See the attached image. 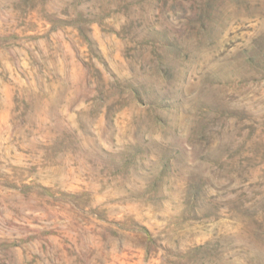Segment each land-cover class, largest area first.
Wrapping results in <instances>:
<instances>
[{
    "label": "rangeland",
    "instance_id": "374dc122",
    "mask_svg": "<svg viewBox=\"0 0 264 264\" xmlns=\"http://www.w3.org/2000/svg\"><path fill=\"white\" fill-rule=\"evenodd\" d=\"M138 2L143 0H121L101 17L112 0H0V230L6 226L19 238L5 242L19 249L9 264H163V245L155 255L153 248L165 218L127 186L125 169L111 153L103 157L84 147L87 137L77 132L83 127L73 114L91 99L86 98L90 78L115 80L131 59L125 29ZM184 3L164 0L173 15L184 13ZM233 35L239 33L229 38ZM245 39L250 47L243 51L251 53L253 64L264 37L249 31ZM224 47L226 52L230 46ZM219 71L210 69L188 90L196 103L181 114L177 130L209 146L219 139L216 152L197 157L196 174L222 181L220 194L235 198L223 200L224 206L251 204L264 197V128L256 121L243 123L247 107L228 110L237 123L217 119L210 134L209 123L197 119L205 107L218 117L226 114L213 91L220 87ZM236 100L233 94L231 101ZM114 104L148 111L134 93ZM131 119L135 122V115Z\"/></svg>",
    "mask_w": 264,
    "mask_h": 264
},
{
    "label": "clouds",
    "instance_id": "9594fccd",
    "mask_svg": "<svg viewBox=\"0 0 264 264\" xmlns=\"http://www.w3.org/2000/svg\"><path fill=\"white\" fill-rule=\"evenodd\" d=\"M120 3L112 0L100 16ZM183 7V14L173 15L164 0H143L134 6L125 29L130 33L125 44L131 59L115 80L105 83L90 78L86 98L91 99L73 112L83 127V132L79 127L77 132L87 137L84 147L93 153L103 157L111 153L125 169L127 186L160 210L165 226L157 233L153 255L163 245V264H264V197L251 204L224 206L223 200L235 198L220 194L222 181L216 177L197 175L195 164L199 155L216 152L222 142L217 139L209 146L198 136H182L177 130L181 114L186 116L196 103L188 90L212 68L220 69L215 74L220 87L213 91L226 105V114L218 117L216 111L202 108L197 119L209 123V134L217 119L236 124L227 111L242 107L250 113L244 124L256 121L264 128V48L257 50L253 64L248 63L251 53L243 51L250 47L245 39L249 31L264 37V0H185ZM101 26L106 28L108 23ZM237 32L229 38V33ZM225 45L230 46L226 52ZM213 57L218 59L210 63ZM132 93L148 106L147 112L135 104L128 108L114 104ZM233 94L238 97L235 102ZM236 115L233 111L232 116ZM260 140L264 144V137ZM105 147L108 152L103 151ZM11 240L19 242L5 226L0 230L4 264L19 252L5 243Z\"/></svg>",
    "mask_w": 264,
    "mask_h": 264
}]
</instances>
